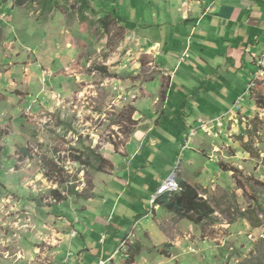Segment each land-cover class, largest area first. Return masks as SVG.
<instances>
[{"label":"rangeland","instance_id":"374dc122","mask_svg":"<svg viewBox=\"0 0 264 264\" xmlns=\"http://www.w3.org/2000/svg\"><path fill=\"white\" fill-rule=\"evenodd\" d=\"M87 1L91 11L78 0H58L50 11L43 0H0V264H99L98 248L114 254L110 264H126L136 244L142 250L133 264H264V59L258 80L244 78L231 102L237 122L227 117L216 132L200 129L188 147L196 154L184 149L177 157L174 169L181 160L190 164L178 179L209 201L211 220L177 223L148 202L145 209L157 218L144 226L145 209L124 214L126 197L119 225L106 227L109 214L87 212L102 188L122 179L111 156L129 155L136 127L160 113H140L143 90L161 84L164 92L167 80L156 53L146 54L154 28L138 33L135 17L173 9L178 0ZM97 155L113 167L98 171ZM156 169L164 173L161 164ZM136 180L146 194L148 178ZM71 188L84 199L55 201L53 191L67 197ZM119 190H105L104 200L114 202ZM69 249L76 255L61 259Z\"/></svg>","mask_w":264,"mask_h":264},{"label":"crops","instance_id":"0c3cea01","mask_svg":"<svg viewBox=\"0 0 264 264\" xmlns=\"http://www.w3.org/2000/svg\"><path fill=\"white\" fill-rule=\"evenodd\" d=\"M175 4L173 9H158L151 13L147 11L146 14L135 17L134 23H137V27L133 26V28L138 33L139 30L153 28L156 32V35H149L150 37L145 39L144 45L149 49L148 53H144L147 55L156 53L158 65L163 71L167 84L164 92L163 90L160 92L161 84L153 92L141 89L144 95L146 94L144 99L142 96L141 101L146 103L144 109L140 106L142 111L140 113L143 111L154 113L157 108H160L159 116L154 117V113L136 127L130 142L132 151L129 155L117 153L111 156L110 160L116 166V172L122 175V179L106 185L96 195L97 201L92 200L87 204V212L92 210L91 213L96 215L109 214L107 219L103 220L106 221V227L112 223L119 225L118 223L122 222L126 216L135 217L139 210L145 209V206L148 207V202L151 204L155 194L152 193L150 184H154L157 190L160 182L175 172L178 174L182 166L188 168L186 165L190 164L187 161L183 163L181 160L179 166L174 169L177 157L183 154L184 149L196 154L192 147V149H186L185 144L190 129L197 128L195 125H199L200 120L222 121L228 117L237 122L231 102L237 97L238 87L242 86V89L245 87L246 84L242 83L244 78L247 80L253 75L255 79L260 74L258 62L264 59V0H178ZM160 95L164 100L161 104L159 103ZM180 107H183V111L179 110ZM254 109L255 106L252 110L255 111ZM177 114L181 116V119L176 117ZM191 120H193L192 124ZM212 126L214 132L220 129L216 123ZM172 127L176 131H172ZM232 127L236 125L232 124ZM192 144L193 140L190 145ZM141 154L143 158L140 157ZM148 156L150 158L155 156V161H148ZM195 157L198 158L197 155L191 156V158ZM156 160H160L159 164L164 173L157 171L156 167L159 164L156 165ZM145 167L150 169L149 175L143 171ZM166 172L167 177H164L163 174ZM138 176H145L149 180H145L148 182V190L145 187L146 194H141L142 185L136 180ZM113 187L120 190L116 193L114 202L111 203L104 200L103 195L106 191L110 192ZM129 192L133 193L129 196L130 198L127 196ZM134 192L138 195H134ZM148 192L150 197H146ZM124 197L127 198L124 203L126 216L123 214L116 223L117 213ZM137 197L144 204L143 206L138 203ZM144 201L147 203L145 204ZM150 214L151 211L146 210L145 217L141 218V220L147 219L143 221L144 226L151 223V217L157 218V212ZM153 226L147 227L154 230ZM147 232V229L143 231L145 235L152 237V234H146ZM103 236L107 237L103 232L98 234L99 244L106 246L108 240L104 242ZM80 239L84 240V236L81 235ZM84 250L92 252L89 247ZM68 251L61 259L68 256L71 259L76 255L72 249ZM96 252L95 256L99 263L101 259L114 255L109 254L106 248L104 250L98 248Z\"/></svg>","mask_w":264,"mask_h":264},{"label":"trees","instance_id":"16d2710c","mask_svg":"<svg viewBox=\"0 0 264 264\" xmlns=\"http://www.w3.org/2000/svg\"><path fill=\"white\" fill-rule=\"evenodd\" d=\"M78 1L86 10H92L87 0ZM57 3L58 0H43V5L45 8H48L49 11L53 8H57L55 7V5L57 6ZM120 22L125 25L124 21L120 20ZM107 24L104 23V27H107ZM262 69L264 70V66H262ZM96 160L98 161L99 165L98 171H102L105 165L113 167L106 158H103L100 155L96 156ZM178 183L180 185V191L174 194H163L159 196L156 201V206L160 207V209L165 213L173 214L174 220L177 223L183 220H188L191 223L199 226L202 222L211 220L214 210L209 201L200 196L197 188L191 186L186 181L178 179ZM59 184L65 185L61 184L60 182ZM52 196L54 197L55 201L59 202L67 201L69 197L84 199L77 191H75L74 188H71L70 190L67 189V197L59 194L57 190L52 192ZM141 248L142 246L140 244H136L129 249V257L126 260V264L134 263L135 257L138 256L142 250Z\"/></svg>","mask_w":264,"mask_h":264},{"label":"built area","instance_id":"2783aa9c","mask_svg":"<svg viewBox=\"0 0 264 264\" xmlns=\"http://www.w3.org/2000/svg\"><path fill=\"white\" fill-rule=\"evenodd\" d=\"M258 78V75L255 77V79ZM258 80V79H257ZM254 83H252L250 85V87H253ZM221 121L219 120H215V121H209V122H203V121H199V127L194 128L192 127L189 131V135L186 138V144H185V148L187 149L190 144L192 143L193 138L198 134V131L201 129L202 131H204L205 133H207L208 131H210L211 128H213L212 124L216 123L217 127L221 126ZM177 172L171 174L166 180H164L161 184V186L157 189V191L155 192V194L152 197L151 200V205L152 207H157L156 206V201L157 198L163 194H173V193H177L180 191V185L178 183V176H177ZM114 260V256H112L110 259H102L100 261L99 264H110L111 261Z\"/></svg>","mask_w":264,"mask_h":264}]
</instances>
